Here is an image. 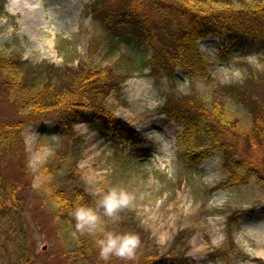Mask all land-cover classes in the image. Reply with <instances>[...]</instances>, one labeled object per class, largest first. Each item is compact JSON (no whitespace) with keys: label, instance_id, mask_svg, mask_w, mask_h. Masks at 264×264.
<instances>
[{"label":"rangeland","instance_id":"1","mask_svg":"<svg viewBox=\"0 0 264 264\" xmlns=\"http://www.w3.org/2000/svg\"><path fill=\"white\" fill-rule=\"evenodd\" d=\"M91 2L40 0L30 17H24L8 11L9 0H0V54L74 67L79 59L92 53L94 66L124 69L128 65L130 74L110 91L107 105L140 137L137 144L113 142L109 135L100 134L96 115L83 111L74 125L82 136L83 149L74 170L77 176L68 181L63 175L69 169L62 161H69V154L63 153L66 157L54 166L59 170L47 174L44 169L60 146L67 150L58 137L57 124L47 120L27 128L26 155L10 162L7 174L13 177L18 171L23 175V218L35 264H83L78 246L65 227L66 219L56 216V207L49 202L46 184L50 181L63 183L65 188L80 186L95 201L101 190L113 185L132 193L134 199L127 207L115 217L103 219L110 229L139 235L141 244L134 256L125 258L135 264H264L263 188L253 177L246 183L223 187L228 176L219 150L210 152L197 166H189L184 159L185 149L178 144L182 125L174 118L181 107L189 115L192 105L210 102L218 107L225 105L234 113L233 121L240 133L249 131L251 120L246 111L222 89L235 82H247L253 99L264 101V53L246 47L223 60L219 55L221 39L208 36L199 42V48L212 61L208 77L190 80L178 69L172 77H154L147 65L151 49L137 44L131 28L113 31L103 26L87 10ZM112 37L120 38L119 42L111 43ZM124 41L133 43L132 48ZM121 54L132 61L126 62ZM248 67L256 70L249 80L245 78ZM219 93L224 95L223 101ZM3 96L0 92V118L13 119ZM226 132L240 152L264 163L262 141L252 133L249 135L253 140H235L238 132ZM19 165L21 170L17 169ZM85 236L87 247L88 239L93 237ZM117 261L111 264H120L121 260ZM87 263L98 264L93 258Z\"/></svg>","mask_w":264,"mask_h":264},{"label":"trees","instance_id":"2","mask_svg":"<svg viewBox=\"0 0 264 264\" xmlns=\"http://www.w3.org/2000/svg\"><path fill=\"white\" fill-rule=\"evenodd\" d=\"M112 1L92 0L87 10L110 30L117 31L119 27L133 29L137 44L151 49L147 65L154 77H172L176 69L190 80L208 77L212 61L199 48V42L208 36L221 39L219 55L223 60L230 59L236 49L243 51L246 47L264 53V0ZM119 40L112 37L111 43L116 44ZM124 42L125 46L132 48L133 43ZM91 56L92 53H87L86 59H79L74 67H59L48 61L34 63L16 54H0V92L4 95L2 100L9 103L14 114L13 119L0 118V264H35L23 218L26 207L23 175L18 171L13 177L7 174L10 162L26 155L25 132L30 125L47 120L57 124L58 137L66 144L67 150L60 146L44 169L47 174L53 173L58 168L54 166L66 157L63 153L69 154L70 160L62 161V165L69 169L67 175H63L68 181L77 176L74 170L83 149L82 136L74 129L83 111L96 115L100 134L109 135L113 142L137 144L140 141L129 123L115 116L107 105L110 91L130 74V67L94 66ZM121 57L126 62L132 61L125 54ZM255 71L248 67L245 78L251 79ZM248 88L247 82L242 84L240 81L222 90L246 111L251 120L249 131L239 132L233 121L234 113L225 105L200 103L198 107H190L189 115L182 107L176 110L174 118L182 125L178 144L185 149L184 159L189 166H197L210 152L219 150L224 156L228 176L223 187L246 183L253 177L264 190V163H258L255 156L240 152L226 132H238L233 139L248 137L249 141L253 140L249 135L252 133L264 143V101L254 100ZM218 95L221 99L224 96L222 93ZM21 168L19 165L17 169ZM24 170L27 172V168ZM46 190L49 202L56 207L54 214L66 219L65 227L78 246L76 252L83 264H88L89 258L98 264H111L112 260L135 264L115 255L105 262L99 257L94 238L88 239L86 247V234L77 232L73 235L76 229L71 212L75 204L94 206L96 203L82 187L65 188L63 183L50 181Z\"/></svg>","mask_w":264,"mask_h":264},{"label":"clouds","instance_id":"3","mask_svg":"<svg viewBox=\"0 0 264 264\" xmlns=\"http://www.w3.org/2000/svg\"><path fill=\"white\" fill-rule=\"evenodd\" d=\"M133 199V194L126 188L113 185L98 193L94 206L76 203L71 212L76 229L73 235L78 232L92 236L99 257L105 262L113 255L123 258L133 257L141 244L139 235L132 231L110 229L103 219L104 216L115 217L118 211L127 207Z\"/></svg>","mask_w":264,"mask_h":264},{"label":"bare ground","instance_id":"4","mask_svg":"<svg viewBox=\"0 0 264 264\" xmlns=\"http://www.w3.org/2000/svg\"><path fill=\"white\" fill-rule=\"evenodd\" d=\"M39 3L40 0H9L7 9L12 14L21 13L24 17H27L33 12V8H38L36 6Z\"/></svg>","mask_w":264,"mask_h":264}]
</instances>
